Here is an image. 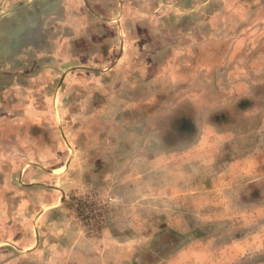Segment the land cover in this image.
Masks as SVG:
<instances>
[{
	"label": "rangeland",
	"instance_id": "obj_1",
	"mask_svg": "<svg viewBox=\"0 0 264 264\" xmlns=\"http://www.w3.org/2000/svg\"><path fill=\"white\" fill-rule=\"evenodd\" d=\"M157 1L0 0V264H264V0Z\"/></svg>",
	"mask_w": 264,
	"mask_h": 264
},
{
	"label": "crops",
	"instance_id": "obj_2",
	"mask_svg": "<svg viewBox=\"0 0 264 264\" xmlns=\"http://www.w3.org/2000/svg\"><path fill=\"white\" fill-rule=\"evenodd\" d=\"M43 2H56L59 0H42ZM95 1V0H93ZM156 1V0H154ZM207 1L210 2V4L216 2H224V4L226 3H237L238 2V6L242 9H245L246 6L249 5H245L244 3H247L248 0H158L157 3H163L165 6H167V9L165 12L167 18H175L174 14L175 13H180L178 17H181L182 19H187V26L190 24V19L193 17V15L197 18L202 17V15L207 12ZM137 2V1H136ZM120 3V1H119ZM242 3V4H241ZM175 5H181L180 8L179 6H175ZM154 8V7H153ZM176 8V9H175ZM153 12V18L154 19H160L163 17V13H161V11H157V8ZM180 9V10H178ZM218 12V11H217ZM244 12V10H243ZM212 13V12H209ZM246 14V12H244ZM215 18L214 19H220L222 18V20L219 22L218 26H222L225 25L224 23H226V21H224L225 17H227L228 15H224L225 13H214ZM245 16V15H244ZM203 18L207 19L209 18L208 15L203 16ZM245 18V17H244ZM243 18V19H244ZM144 20H148L147 18H144ZM147 22V21H145ZM249 24V23H248ZM146 26H148V24H146ZM155 25L151 24L150 30L156 29V27H153ZM217 26V24H216ZM229 26L234 27V32H231L230 29V33H228L226 30H224L222 32V35H224V37L222 38V40L219 41V43H216L214 45H209V44H196L195 48H191V50H197L199 53L198 59H204L205 61L208 62V67L206 68V71L208 70V68L213 67L215 64H219V65H223L225 66V69L227 74L225 75L226 80L231 81V82H235L236 79H232L231 77H233L234 75L239 74V72H237V65L236 62H239V57L238 54L247 50V47L249 46V44H251V37L253 36L252 33H254L255 29L253 26V23H251L249 26L243 24L242 22H231L229 23ZM158 27H161L158 26ZM165 27H167V24L165 25ZM238 27H242V28H238ZM184 29V28H183ZM187 28H185L184 30H187ZM259 29H263V28H259ZM119 31H122V29H119ZM87 33L90 34V31H88ZM187 34H190V31H187ZM230 34V35H229ZM252 34V35H251ZM251 35V37L249 38V36ZM227 36V37H226ZM75 40V41H73ZM73 40L70 39L69 43H71L70 46V51H72V53L75 52L74 49H78L77 45L78 43L81 41V43L84 44V49L88 50H94V46L91 45V43H86L84 40H80V38H74ZM207 45H209V47H207ZM75 47V48H74ZM123 47V46H121ZM193 47V46H192ZM215 53H219L217 57H215ZM203 53V54H202ZM210 61V62H209ZM241 61V60H240ZM214 62V63H213ZM224 70L222 73H224ZM24 170V169H23ZM23 174V173H22Z\"/></svg>",
	"mask_w": 264,
	"mask_h": 264
},
{
	"label": "water",
	"instance_id": "obj_3",
	"mask_svg": "<svg viewBox=\"0 0 264 264\" xmlns=\"http://www.w3.org/2000/svg\"><path fill=\"white\" fill-rule=\"evenodd\" d=\"M8 11H10V10H6L5 12H8ZM2 13H0V15H1Z\"/></svg>",
	"mask_w": 264,
	"mask_h": 264
}]
</instances>
